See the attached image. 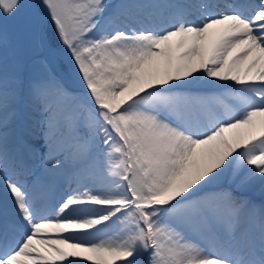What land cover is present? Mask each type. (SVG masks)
<instances>
[{"label":"snow or ice","instance_id":"1","mask_svg":"<svg viewBox=\"0 0 264 264\" xmlns=\"http://www.w3.org/2000/svg\"><path fill=\"white\" fill-rule=\"evenodd\" d=\"M111 7L0 0L16 22L11 37L0 24V171L11 133L45 167L71 165L77 185L49 209L14 169L0 176L12 204L0 264H264V0L163 5L180 11L154 28L120 27ZM49 24L83 95L55 73ZM196 73L232 83L170 91ZM228 171L243 174L236 190L205 192Z\"/></svg>","mask_w":264,"mask_h":264},{"label":"bare ground","instance_id":"2","mask_svg":"<svg viewBox=\"0 0 264 264\" xmlns=\"http://www.w3.org/2000/svg\"><path fill=\"white\" fill-rule=\"evenodd\" d=\"M199 2L200 0H112V3L109 4L110 5L109 11L111 12L114 10V8L111 6H121L119 8L120 16L116 22L117 25L120 27H123L124 25L127 24V25H131L133 28H154L169 23L174 18V14L177 11H180L174 8L165 9L162 7L163 5H169V4L195 5ZM207 2L213 4L215 3L223 4L224 0H207ZM190 11L192 12V14H196L195 9H191ZM137 14L140 17L137 16ZM59 69L66 76L64 77V80L66 79L64 83L66 86L79 88V86L81 85L80 81L75 76L74 77L69 76L66 70L60 65L58 60L55 64V72H57ZM195 76L197 77L196 79H192L190 77L188 78V80L172 82L173 87L170 88V91L179 94L181 96H190V97L205 96L207 94L203 93L199 89H196V87L193 89V86H195L200 80H204L205 82H208V84L210 85L219 86L220 89H218L217 91H211L210 93H208L211 94L212 96H217L226 91L223 85L232 83L230 81L229 82L219 81L216 80L215 78H209L206 76L203 79H200L199 78L200 73H196ZM208 90L210 89L208 88ZM9 136L12 137V134L10 133ZM10 150L11 149L8 146L9 157L6 161H3V164L5 166L4 169L7 171L11 169L15 170L16 175L13 178L27 185L28 191L32 193L38 204H43L49 209L53 208L61 201L62 198L66 197L67 194H69L73 189L77 187L76 183L73 180V168L71 165H65L60 168H56L54 166L45 167V165L41 162L40 156H38L34 167V166H30L31 163L33 164L32 162L33 158L32 157H31L32 159L28 158L27 154L24 153V157L27 158V160L25 161V165L33 168L32 170H30L31 168H28L30 171L24 170L22 166L23 162L20 160V157L19 158L16 157L14 165L20 166L23 169H17L16 167H10V169H8L6 165L10 160L13 161L12 157H10ZM16 151H17V155L21 153V151L18 148L16 149ZM24 173L25 176H29L28 182L23 181L24 178L20 180L17 177L18 175L21 174L24 175ZM4 174H5L4 171H2V174H0V176ZM225 175H227L229 178L233 174L231 171H228L223 176ZM222 189H229V188L224 187ZM232 189L236 190V185H233ZM259 189H260V183H258L250 193L253 195V198L257 200V202H259L260 200V196L258 194ZM48 195L54 198L49 199ZM44 199H48L49 201L44 202ZM0 207H2V211L4 212L3 214L7 218L9 217L10 220L12 218V204L9 197L5 194V190L2 184H0ZM109 234H111V231L109 232Z\"/></svg>","mask_w":264,"mask_h":264},{"label":"rangeland","instance_id":"3","mask_svg":"<svg viewBox=\"0 0 264 264\" xmlns=\"http://www.w3.org/2000/svg\"><path fill=\"white\" fill-rule=\"evenodd\" d=\"M107 3L108 4L112 3V0H107ZM0 24L3 25V27L7 30L9 36L11 37V35L13 34V32L15 30L16 22L14 20H11V19L6 20V21L0 20ZM48 31H49L50 39L54 43H56L58 47H60L62 49V53L63 54H62L61 58L59 59L60 65L66 70V72H67V74L69 76H71V77H74V76L77 77V79L81 83V80H80V76L78 74V71L76 70L74 64L72 63L70 57L68 56L67 50L66 49H63V46L59 44V41L57 40V37L55 36L54 30H53V28H52V26L50 24L48 26ZM9 57L10 58H9V62H8V70L11 71L12 70L11 48L9 49ZM30 71H32L36 75H42L43 72H44V69L41 66H39V65H35V66H32L30 68ZM80 86H83L82 83H81ZM70 90H72V89H70ZM72 91L83 95V89L82 90H80V89H78V90H72ZM11 138L12 137L9 136V139H11ZM4 171H6V170L4 169ZM0 174H2V171H0ZM242 175L243 174H241L240 176H237L235 178L233 177V175L231 177H229V178H228L227 175L221 176L220 179L214 185H212L210 188L206 189L205 192H212V191L220 190V188H224V187L229 188V189L230 188L232 189L233 188V185H236V187H237V185L239 184L240 180L242 179ZM258 183H260L259 182V178H256L255 180L251 181V191L253 190V188ZM201 194H204V193H201ZM117 227H118V225H116L115 223L111 224L110 225V228H109V231H108V234H109L110 231H111V233L114 232L117 229Z\"/></svg>","mask_w":264,"mask_h":264}]
</instances>
